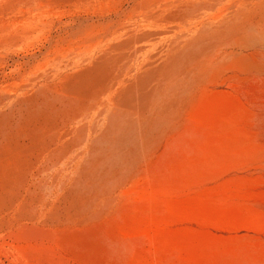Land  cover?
Segmentation results:
<instances>
[{
    "label": "rangeland",
    "instance_id": "rangeland-1",
    "mask_svg": "<svg viewBox=\"0 0 264 264\" xmlns=\"http://www.w3.org/2000/svg\"><path fill=\"white\" fill-rule=\"evenodd\" d=\"M181 1L0 0V137L70 132L9 178L0 264H264V0Z\"/></svg>",
    "mask_w": 264,
    "mask_h": 264
},
{
    "label": "bare ground",
    "instance_id": "bare-ground-1",
    "mask_svg": "<svg viewBox=\"0 0 264 264\" xmlns=\"http://www.w3.org/2000/svg\"><path fill=\"white\" fill-rule=\"evenodd\" d=\"M102 1V0H101ZM104 1V0H103ZM118 1V0H117ZM137 1V0H136ZM183 1V0H182ZM181 1V3H182ZM188 1V0H187ZM195 1V0H194ZM193 1V2H194ZM190 2V0H189ZM111 3V1H110ZM120 3V2H119ZM118 3V5H119ZM170 3V2H169ZM179 3V2H178ZM42 4V2H41ZM174 4V3H170ZM177 4V3H176ZM189 4V3H188ZM36 5V4H35ZM104 5V4H103ZM110 5V4H109ZM116 5V6H118ZM178 5V4H177ZM187 5V4H186ZM226 5V4H225ZM173 6V5H172ZM175 6V4H174ZM173 6V7H174ZM123 7V6H122ZM133 7V6H132ZM177 7V6H176ZM114 8V7H113ZM117 8V7H116ZM156 8V7H155ZM120 8H118L119 10ZM126 9V8H125ZM172 9V8H171ZM170 9V11H171ZM132 10V9H131ZM166 11V10H165ZM164 11V12H165ZM224 11V10H222ZM221 11V12H222ZM117 12V11H116ZM220 12V13H221ZM133 13V12H132ZM104 15V14H103ZM155 15V14H154ZM159 15V14H158ZM135 16V15H134ZM233 16V15H232ZM129 17V16H128ZM150 17V16H149ZM148 17V18H149ZM152 17V16H151ZM150 17V18H151ZM189 17V16H188ZM187 17V18H188ZM79 18V17H78ZM95 18V17H94ZM135 18V17H134ZM194 18V17H193ZM217 18V17H216ZM153 19V18H152ZM163 19V18H162ZM208 19V18H207ZM100 20V19H99ZM206 20V19H205ZM204 20V21H205ZM187 21V20H186ZM113 22V21H112ZM122 22V21H121ZM139 22V21H138ZM181 22V21H180ZM184 23V22H183ZM112 24V23H111ZM110 24V25H111ZM198 24V23H197ZM102 26V24H100ZM168 25V23H167ZM192 25V24H191ZM190 25V26H191ZM87 26V25H86ZM166 26V25H165ZM193 26V25H192ZM108 27V26H107ZM116 27V26H115ZM182 27V26H181ZM88 28V27H87ZM91 28V27H90ZM103 28V26H102ZM106 28V27H105ZM112 28V27H111ZM110 28V29H111ZM114 28V27H113ZM96 29V28H95ZM93 29V30H95ZM98 29V28H97ZM96 29V30H97ZM104 29V28H103ZM79 30V29H78ZM87 30V29H86ZM91 31V30H90ZM104 31V30H103ZM113 31V30H112ZM195 31V30H194ZM92 32V31H91ZM109 32V31H108ZM101 33V32H100ZM105 32H103L104 34ZM109 33H107L108 35ZM112 34V32H111ZM110 34V35H111ZM7 35V34H6ZM13 35V34H12ZM16 34H14V37ZM106 34H104L105 36ZM5 36V35H4ZM9 36V35H8ZM94 36V35H93ZM13 37V36H12ZM11 37V38H12ZM13 37V39H14ZM97 37V36H96ZM101 37V36H100ZM168 38V37H167ZM7 39V37H6ZM17 39V38H15ZM104 39V38H103ZM166 39V38H165ZM86 41V40H85ZM86 43V42H85ZM14 45V44H12ZM152 45V44H151ZM174 52V51H173ZM131 72V70H130ZM129 72V73H130ZM134 76V75H133ZM129 81V80H127ZM39 83V82H38ZM42 114H39L41 113ZM34 119L29 122L22 123V128L19 130V135L15 136L13 140L9 139L7 136L4 138L0 137V163L7 156H11L13 158V164L6 168L2 172L3 184L0 185V212L11 209L15 206L17 202L20 201L21 195L14 190V188L10 187V180L12 178V173H14V169L17 167H22V175L20 177V183H22L26 177L27 173L30 170L29 168H25L24 166L30 164V160L28 162V155L31 151H35L36 149H46L51 148L58 141L62 142L63 148L66 143V139L69 136L70 132L68 129L59 128L57 123L50 118L52 115L50 110H41L38 113H34ZM8 158V157H7ZM34 161V160H33ZM87 174V172H86ZM91 196V195H90ZM68 199V198H67ZM65 201V200H64ZM66 202V201H65ZM22 204V203H19ZM79 206V204H78ZM78 208V207H77ZM26 209V205H23L19 208L17 213L19 215L23 214ZM65 210V209H64ZM67 210V209H66ZM65 210V211H66ZM76 209H74L75 211ZM68 211V210H67ZM54 214V213H51ZM56 215V213H55ZM61 215V214H60ZM59 215V217H60ZM52 216V215H51ZM55 218V217H54ZM83 237V236H82Z\"/></svg>",
    "mask_w": 264,
    "mask_h": 264
}]
</instances>
